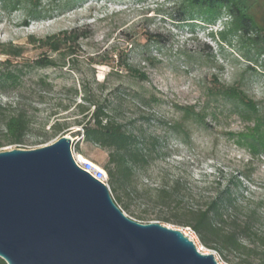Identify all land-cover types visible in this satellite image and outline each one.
<instances>
[{"label": "rangeland", "instance_id": "1", "mask_svg": "<svg viewBox=\"0 0 264 264\" xmlns=\"http://www.w3.org/2000/svg\"><path fill=\"white\" fill-rule=\"evenodd\" d=\"M237 3L264 34V0ZM12 7L13 1L5 6L0 1V68L7 59L4 51L15 52L18 56H10L12 64L22 72L19 91L0 94V103L28 109L31 128L22 144H5L0 152L52 144L59 136L43 143L41 138L49 132L52 114L59 113L58 117L69 126L60 135L74 140L71 149L78 145L84 159L103 169L106 152L78 142L74 132L79 128L72 120L77 115L75 105L81 102L82 82L89 83L88 89L97 96L106 92L94 82H106L108 89L120 86L127 95L124 118L134 120V127H142L146 135L158 141L157 158L150 162L139 182L157 185L179 177L190 199L200 201L210 196V190L205 189L210 182L215 187L235 178L239 196L264 202V155L252 158L231 136L243 132L249 123L231 112L228 102L209 96V89L217 81L236 85L255 102L264 100L262 57L252 63L245 61L236 37H230V44L224 47L217 42L215 34L230 21L228 16L211 24L198 19L202 26L181 21L177 16L178 0H83L74 4L66 0H32L27 8ZM62 32L75 34L73 65L61 70L30 71L26 66L29 61L56 57L50 50L40 48L37 41ZM125 64L143 73L146 80L131 77ZM40 77L50 87L37 86ZM143 89L152 91L159 104L145 106L132 97L133 92ZM177 107L190 108L202 119L186 123L180 137L173 136L169 128L179 117ZM1 131L0 123V136ZM164 225L187 232L185 227ZM187 237L200 253L213 255L217 264H234L238 260L207 249L197 236Z\"/></svg>", "mask_w": 264, "mask_h": 264}, {"label": "trees", "instance_id": "2", "mask_svg": "<svg viewBox=\"0 0 264 264\" xmlns=\"http://www.w3.org/2000/svg\"><path fill=\"white\" fill-rule=\"evenodd\" d=\"M5 6L13 1V9L29 6L32 0H0ZM83 0H66L67 4ZM177 16L198 24V19L211 24L217 19L228 16L230 21L215 34L219 46L230 44L229 38L238 39V51L242 58L252 63L262 57L264 68V34L246 15L237 0H178ZM214 37L213 35H211ZM74 32H62L37 41L42 49H48L56 57H39L29 61L30 71L47 68L70 67L74 63ZM7 55L0 68V94L19 91L21 68L12 64L10 56L18 53L4 51ZM253 53V54H252ZM93 62V61H92ZM98 65V63H91ZM127 73L140 81H145L143 73L125 64ZM249 69L251 67H248ZM36 85L42 89L50 87L45 78H38ZM89 83L82 82L80 101L75 105L76 117L72 124L79 128L74 138L89 146L105 151L106 161L103 170L108 178L109 192L115 204L133 220L140 223L158 222L178 227L190 228L201 244L207 249L224 256L237 257L234 264H264V213L262 200H245L238 195V183L230 178L213 187V182L205 189L210 196L204 200L192 201L186 184L181 178L163 180L157 185L139 182L148 171L150 162L157 158L158 141L146 135L142 127H134V120L123 116L128 99L121 87L108 89L106 82L96 83L103 96H97L88 89ZM214 100H223L231 105V112L249 123L243 132L232 134L233 141L246 149L252 158L264 155V100L255 102L245 95L236 85L226 86L215 82L209 89ZM132 97L145 106L159 104L152 91L143 89L133 92ZM178 118L169 126L171 134L181 136L183 126L191 121L201 122V116L190 108L177 107ZM53 113L49 132L41 138V143L61 137L69 126ZM143 119V118H142ZM146 121L147 119L144 118ZM0 123L3 127L0 147L5 144H22L31 128V115L21 105L0 103ZM58 137V138H59ZM75 150L83 154L78 145ZM0 264H6L0 259Z\"/></svg>", "mask_w": 264, "mask_h": 264}, {"label": "water", "instance_id": "3", "mask_svg": "<svg viewBox=\"0 0 264 264\" xmlns=\"http://www.w3.org/2000/svg\"><path fill=\"white\" fill-rule=\"evenodd\" d=\"M72 139L0 152V259L6 264H217L180 231L127 217L75 165Z\"/></svg>", "mask_w": 264, "mask_h": 264}, {"label": "built area", "instance_id": "4", "mask_svg": "<svg viewBox=\"0 0 264 264\" xmlns=\"http://www.w3.org/2000/svg\"><path fill=\"white\" fill-rule=\"evenodd\" d=\"M74 140L72 139V144ZM72 157L76 166H78L82 170H86L93 178L104 184L108 189V178L105 171L98 165L94 164L93 162L86 160L83 158L82 155L75 152V149H71ZM185 231L188 232L190 237H195V233L190 228H185ZM184 235L187 237L188 234ZM189 238V237H188ZM191 239V238H189Z\"/></svg>", "mask_w": 264, "mask_h": 264}]
</instances>
